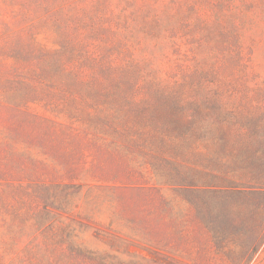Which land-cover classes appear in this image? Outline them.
Instances as JSON below:
<instances>
[{
    "label": "trees",
    "instance_id": "1",
    "mask_svg": "<svg viewBox=\"0 0 264 264\" xmlns=\"http://www.w3.org/2000/svg\"><path fill=\"white\" fill-rule=\"evenodd\" d=\"M223 1L0 0V230L11 242L30 222L52 232L48 208L84 181L142 186L149 159L170 158L188 101L246 66L243 0Z\"/></svg>",
    "mask_w": 264,
    "mask_h": 264
},
{
    "label": "rangeland",
    "instance_id": "2",
    "mask_svg": "<svg viewBox=\"0 0 264 264\" xmlns=\"http://www.w3.org/2000/svg\"><path fill=\"white\" fill-rule=\"evenodd\" d=\"M239 9L246 66L188 101L170 158L149 159L155 175L143 170L145 185L119 191L84 181L65 207L48 208V235L33 222L18 242L0 230L15 245L2 246L0 264H87L81 250L109 264H264V0Z\"/></svg>",
    "mask_w": 264,
    "mask_h": 264
}]
</instances>
